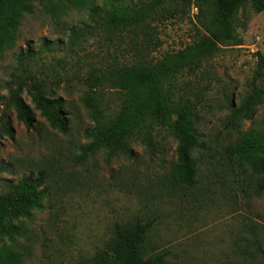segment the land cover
Wrapping results in <instances>:
<instances>
[{"label":"rangeland","instance_id":"374dc122","mask_svg":"<svg viewBox=\"0 0 264 264\" xmlns=\"http://www.w3.org/2000/svg\"><path fill=\"white\" fill-rule=\"evenodd\" d=\"M138 1L162 2L149 36L99 31L73 46L67 36L87 24V10L92 4L102 8L103 0H44L22 16L14 47L0 56V194L41 170L49 175L40 208L15 222L17 237L0 239V258L14 253L22 264H90L114 224L138 220L151 223L146 252L163 254L171 263L264 264V195L254 197L249 172L230 174L229 164L219 163L223 149L242 134L264 131V78L255 77V54L264 53V16L250 0L236 16L239 45L221 47L173 84L174 100L197 115L195 190H176L167 183L176 143L166 131L159 132L153 148L134 143L131 154L120 158L109 159L101 151L79 159L88 144L85 132L92 127L82 104V80L89 71L114 61H158L198 40L199 13L193 6L182 0H132ZM28 49L33 57L19 62L18 55ZM28 76L45 82L53 98L61 100L66 134L51 129L38 112L26 128L3 106L6 88ZM253 85L263 92L253 118L225 129L230 108H237ZM106 96L115 111L118 96ZM22 98L33 110L25 93Z\"/></svg>","mask_w":264,"mask_h":264},{"label":"trees","instance_id":"16d2710c","mask_svg":"<svg viewBox=\"0 0 264 264\" xmlns=\"http://www.w3.org/2000/svg\"><path fill=\"white\" fill-rule=\"evenodd\" d=\"M43 1L0 0V56L14 47L22 16L32 14L34 5ZM250 1L254 11L264 16V0ZM182 2L189 9L193 6L198 10V40L158 61L141 58L130 64L108 63L105 67L91 69L82 80L85 88L82 104L89 112L92 127L85 132L88 144L81 147L79 159L86 160L101 151L109 159L120 158L131 154L134 143H145L153 148L159 132L166 131L176 143L175 164L167 174V183L176 190L192 191L198 184V169L192 157L200 146L197 115L174 100L173 84L183 72H192L215 56L221 47L239 45L235 22L245 0ZM161 3L144 5L132 0H103L102 8L92 4L87 10L88 23L81 29H73L67 36L68 42L74 46L84 36H93L99 31L112 35L138 32L149 36L148 29ZM32 57L28 49L18 55V61ZM255 58V77L264 78V53H256ZM6 89L7 96L1 98L2 104L13 111L24 127H32L35 112H38L51 129L67 133L68 121L62 102L47 91L45 82L35 76L18 77ZM23 93L33 110L23 100ZM107 93L118 96L115 111L107 105ZM262 98L261 88L253 85L239 106L230 108L224 128L233 130L238 124L250 121ZM219 163L221 166L229 164L224 166L230 174L235 169L249 172L254 178V197L264 195V131L242 134L237 142L223 149ZM48 176L41 170L36 176L29 175L16 185H8L7 191L0 194V239L11 241L17 237L15 222L27 219L33 210L40 208L46 198ZM150 229L151 223L138 220L114 224L111 237L91 258L90 264H175L167 261L163 254L146 252ZM0 264H22V259L19 254L10 253L0 258Z\"/></svg>","mask_w":264,"mask_h":264}]
</instances>
